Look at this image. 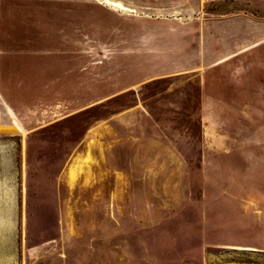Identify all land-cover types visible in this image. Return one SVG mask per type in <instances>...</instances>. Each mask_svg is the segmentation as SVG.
I'll return each mask as SVG.
<instances>
[{
  "label": "rangeland",
  "instance_id": "obj_1",
  "mask_svg": "<svg viewBox=\"0 0 264 264\" xmlns=\"http://www.w3.org/2000/svg\"><path fill=\"white\" fill-rule=\"evenodd\" d=\"M0 178L16 264H264V0H0Z\"/></svg>",
  "mask_w": 264,
  "mask_h": 264
},
{
  "label": "crops",
  "instance_id": "obj_2",
  "mask_svg": "<svg viewBox=\"0 0 264 264\" xmlns=\"http://www.w3.org/2000/svg\"><path fill=\"white\" fill-rule=\"evenodd\" d=\"M10 189L6 181L0 178V264H16L15 224L11 220L15 217L16 206L11 201Z\"/></svg>",
  "mask_w": 264,
  "mask_h": 264
},
{
  "label": "bare ground",
  "instance_id": "obj_3",
  "mask_svg": "<svg viewBox=\"0 0 264 264\" xmlns=\"http://www.w3.org/2000/svg\"><path fill=\"white\" fill-rule=\"evenodd\" d=\"M237 248H241V247H238V246H236Z\"/></svg>",
  "mask_w": 264,
  "mask_h": 264
}]
</instances>
